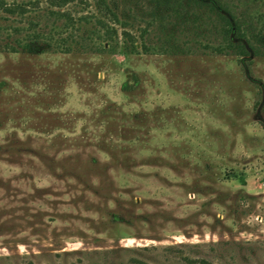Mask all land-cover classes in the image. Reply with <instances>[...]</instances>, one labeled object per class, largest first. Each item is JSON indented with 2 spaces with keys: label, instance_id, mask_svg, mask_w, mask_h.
<instances>
[{
  "label": "rangeland",
  "instance_id": "1",
  "mask_svg": "<svg viewBox=\"0 0 264 264\" xmlns=\"http://www.w3.org/2000/svg\"><path fill=\"white\" fill-rule=\"evenodd\" d=\"M118 1L138 35L147 1ZM222 1L264 23V0ZM51 9L0 0V264H264V37L245 60L160 54L151 21L148 52L119 37L97 53L104 16L72 0L83 52H9L32 33L61 42Z\"/></svg>",
  "mask_w": 264,
  "mask_h": 264
},
{
  "label": "trees",
  "instance_id": "2",
  "mask_svg": "<svg viewBox=\"0 0 264 264\" xmlns=\"http://www.w3.org/2000/svg\"><path fill=\"white\" fill-rule=\"evenodd\" d=\"M45 1L49 7L53 8L50 11V15L57 20H64L62 26L55 28L56 34L60 35L61 42L56 41L53 37L42 38L41 34L32 33L33 35H25L22 39H15L13 44L7 45L9 52L18 53L21 51L31 55L57 51L71 56H78L79 53L83 52V38L89 36L90 33L89 30L82 29L83 23L87 22V17L74 21L69 13L60 10L61 7L72 0ZM146 1L144 8H147L150 20L140 29L138 35H132L128 31L131 25H128L127 19L122 14L125 11L121 13L118 0H94L97 13L104 16L103 19H98L99 26L94 29L98 39L101 41L94 52L101 53L109 48L113 49L109 45L111 40L115 41L117 48L119 37L122 40L121 50L125 56L136 54L140 49L148 52L150 46L146 42V37L149 35L150 26H152L151 21L157 24L159 34L164 36L160 54L174 55L176 52H178L177 54H185L186 50L196 47V49L208 50L211 55H232L245 60L249 55L257 56L260 51L257 44H261V40L264 37V23L261 25L262 28L260 27L255 33L243 28L240 19L228 4L222 0ZM54 8L59 9L55 10ZM200 9L203 10L199 11ZM17 10H20L21 14H25L24 9H20L18 6L13 8L9 6L4 9L10 15H14ZM201 13L207 15L208 18L211 17L212 22L215 21L214 29L217 32V37L214 44L205 42L207 37L214 34V29L209 32L206 28L201 29L203 28L199 24ZM168 19L174 21V24L170 25L171 28L166 29L165 27L171 23ZM176 24L181 25L182 29H175ZM75 26H77L79 40L77 35L70 31ZM114 26H117L118 29ZM177 35H181V39ZM140 116L145 117L143 114H140Z\"/></svg>",
  "mask_w": 264,
  "mask_h": 264
}]
</instances>
